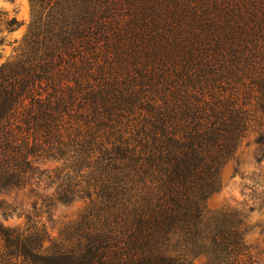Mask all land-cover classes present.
<instances>
[{
	"label": "trees",
	"instance_id": "trees-1",
	"mask_svg": "<svg viewBox=\"0 0 264 264\" xmlns=\"http://www.w3.org/2000/svg\"><path fill=\"white\" fill-rule=\"evenodd\" d=\"M29 3L0 66V211L26 218L0 264H254L245 215L206 201L264 114V0ZM75 200L52 237L42 214Z\"/></svg>",
	"mask_w": 264,
	"mask_h": 264
},
{
	"label": "rangeland",
	"instance_id": "rangeland-1",
	"mask_svg": "<svg viewBox=\"0 0 264 264\" xmlns=\"http://www.w3.org/2000/svg\"><path fill=\"white\" fill-rule=\"evenodd\" d=\"M12 17L16 18L19 26L9 30L5 22ZM32 20L29 0H0V66L18 57ZM248 122L249 126L240 142L235 160L228 161L222 168L220 186L209 196L206 205L211 212L236 209L245 215L244 238L249 253L254 264H264V145L256 142L264 134V114L252 110L249 112ZM40 165L42 168L52 169L56 164L47 161ZM42 186L41 184L40 187ZM45 189L47 192L52 191L48 186ZM38 191L43 192L40 188ZM10 196H17L18 200L23 198L21 193H12ZM83 206V201L75 200L56 205L49 210L48 216L42 214V222L49 234L57 237L66 224L77 218ZM25 224V215L19 211L9 212L8 216H2L0 211L2 229L13 231ZM199 262H202L201 258Z\"/></svg>",
	"mask_w": 264,
	"mask_h": 264
}]
</instances>
